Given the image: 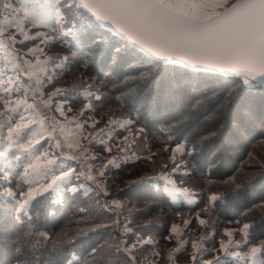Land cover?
Here are the masks:
<instances>
[{
    "label": "snow or ice",
    "instance_id": "snow-or-ice-1",
    "mask_svg": "<svg viewBox=\"0 0 264 264\" xmlns=\"http://www.w3.org/2000/svg\"><path fill=\"white\" fill-rule=\"evenodd\" d=\"M0 14L5 21L0 25V46L11 53L8 74L5 76L0 71V198L14 205L12 220L16 224L31 221V205L37 197L48 194L51 201L54 193L75 195L80 192L84 184H74V179L86 177L107 196L97 177H103L110 166L118 169L121 164L135 165L144 160L155 164L156 152L140 154L142 150L138 142L147 141L146 129L141 126L133 132L136 122L131 118L121 123L119 117H109L104 127L95 132L88 130L95 128L99 121L84 114L93 110V100H102L100 95L92 91L84 93L85 103L79 110V117L67 114L72 111L75 89L57 87L45 96L44 89L56 79L52 72L71 73L77 64L87 68L82 59L83 47L78 40L85 26L101 36L94 42V49L108 48L117 58L132 55L135 62L146 69L140 73V79H153L170 69L196 79L231 73L232 76L225 77V81L226 84L228 81L235 84L237 95L256 85L264 87V0H0ZM97 21L106 23L101 27ZM109 25L125 39L104 36V29ZM35 27L45 31L29 34ZM18 36L23 39L18 40ZM36 39L40 43L27 52L15 51L18 44ZM53 42L75 51L71 55L41 60L38 55L44 53L41 45ZM29 55L35 60L25 58ZM50 62L51 71L47 68ZM66 124L75 128L69 133L71 141L69 135H65ZM117 126L127 135H113ZM93 145L103 146L109 154L115 150L116 155L97 157L91 152ZM168 148L166 144L164 151L167 152ZM192 150L188 149L186 141L175 143L171 155L160 163L156 175L138 177L128 182V186H151L153 181L159 180L163 182L165 193H180L187 198L188 204L196 202L198 194L183 187V181L178 185L174 179L177 172L183 176L190 174L182 157L191 155ZM65 156L76 161L79 170L66 167L60 159ZM98 159H104L102 167L89 163ZM233 181L234 178H230L225 183ZM239 187L237 184L236 188ZM222 197L223 193H210L200 212L211 213ZM170 203L176 204L174 195ZM120 207L121 202L115 199L102 206L116 216L112 224L118 235L110 237L114 243L105 241L88 250V260L92 264H100L99 258L104 254L120 257L123 264H138L134 250L156 243L150 236L140 238L129 227L130 221L123 220L115 212ZM253 208L264 209V201ZM249 211L252 209L241 215H247ZM200 212L196 213L195 219L205 227L208 221L201 218ZM180 215L177 212V216ZM3 219L0 216V222ZM190 222L184 219L183 227L178 223L171 224L165 239H175L178 243L168 250V264H174L176 255L186 250L189 243L192 264H264V239L256 241L251 232L253 224L241 225L239 220L234 221L240 226L224 228L218 247L209 249L204 246L207 236L203 234L198 239L186 237L181 241ZM103 227L107 229L109 226ZM129 234L136 238L130 240ZM40 235L45 241L50 239L48 233ZM63 235L67 236V233ZM211 235L215 236V231ZM243 248L247 250L242 251ZM17 252L20 253L21 249L17 248ZM206 252L214 253L211 259H203ZM152 255L156 259L151 264H158L161 252L154 250ZM78 259L73 253L66 264H73ZM16 264H27V261L18 256Z\"/></svg>",
    "mask_w": 264,
    "mask_h": 264
},
{
    "label": "trees",
    "instance_id": "trees-1",
    "mask_svg": "<svg viewBox=\"0 0 264 264\" xmlns=\"http://www.w3.org/2000/svg\"><path fill=\"white\" fill-rule=\"evenodd\" d=\"M96 23L103 27L101 22ZM103 34L125 39L108 27ZM99 39L101 36L85 26L78 40L87 68L77 64L71 73L56 71L53 83L62 79L66 82L64 88L75 89L71 104L80 106L85 103L81 90L91 85L89 89L97 92L102 100H93V110L87 111L88 114L97 116L103 111L113 112L114 117L134 120L132 129L135 131L143 126L147 141H139L138 147L142 150L141 155L156 152L155 164L144 160L135 165L121 164L118 169L110 166L105 171L106 182L102 183L107 196L92 186L90 191L82 188L75 195L63 192L60 200L53 194L51 201L48 194L37 197L31 205V221L24 220L20 224L12 220V202H3L0 198V216L4 217L0 222V264H16L18 256H23L27 264H66L73 253L80 258L73 264L84 261L92 264L88 260V250L105 241L114 243L110 237L118 235L112 224L116 216L102 208L106 200L113 199L121 202L115 212L123 220L130 221L129 227L140 238L150 236L156 242L134 250L138 264H151L156 259L152 255L154 250L161 252L158 264H168V250L173 242L165 237L169 235L171 224L180 216L191 221L184 236L198 239L202 227L195 215L205 206L210 193H223V197L211 213L200 212L201 218L208 221L203 227L205 232L216 233L206 239L207 248L209 244L218 245L224 228L239 227L234 223L237 220L241 225H254L251 232L257 242L264 239V209L253 208L264 201V87L256 85L237 95L235 84L225 81V77L232 74L196 79L170 69L153 79L143 80L139 76L146 69L137 64L132 55L117 58L108 48L94 49L93 44ZM45 49L51 58L71 55L75 51L58 42L45 45ZM183 141L187 142L189 150L194 149L191 155L182 157L190 174L183 176L177 172L174 179L178 185L183 181V187L198 194L196 202L188 204L179 199L173 205L171 196L163 191L162 181L152 182L151 186H128V182L138 177L156 175L160 163L171 155V147ZM166 144L169 145L167 152L164 151ZM102 155L97 157H109L106 152ZM98 161L105 162L104 159ZM230 178L234 181L225 183ZM237 184L239 188H236ZM248 209L252 211L241 215ZM177 212L181 215L177 216ZM104 225L109 227L105 229ZM41 233H48L50 239L45 241ZM135 238L129 234L130 240ZM17 248L21 249L20 253ZM191 252L189 243L186 250L176 255L174 264H192ZM99 260L100 264H123V260L115 255L104 254Z\"/></svg>",
    "mask_w": 264,
    "mask_h": 264
},
{
    "label": "rangeland",
    "instance_id": "rangeland-1",
    "mask_svg": "<svg viewBox=\"0 0 264 264\" xmlns=\"http://www.w3.org/2000/svg\"><path fill=\"white\" fill-rule=\"evenodd\" d=\"M4 23H5V21H4V19H3V15L0 14V25H2V24H4ZM9 31H13V29H10ZM35 31H43V29H42L41 27H35V28H33V29L31 30V32H30L29 34H32V33H34ZM17 39L19 40V39H23V38L18 36ZM39 43H40L39 39H36V40H29V41H24L23 44H18V45L16 46L15 51H19V52H21V53H24V52H27V50H28L29 48H33V47H35V45H37V44H39ZM41 47L44 48V53H43V54H38V55H39V58H40L41 60H44V59H46V58H51L50 55L48 54V52H47L46 49H45V45H41ZM10 55H11V53H10L8 50H6L3 46H0V71H3L4 74H5V76L8 74L9 69H10V64H9V60H8V57H9ZM25 58H26V59L35 60V57H32L31 55H29V56H27V57H25ZM47 68H48L49 71L52 70L51 62L47 65ZM52 74L55 75V72H52ZM24 79H26V77H25ZM65 84H66V82H64L62 79H61V80H60V79L57 80V82L52 83L50 86H48V87H46V88L44 89V94H45V96H47L48 93L54 91V89L57 88V87H64ZM88 91H92L93 93H95L96 95H98L97 92H95L94 90H91V89H89V88L87 87V88H84V89L81 90L82 96L84 95V93H86V92H88ZM83 106H84V105H83ZM83 106L75 105V104L72 105V104H71L72 111L67 113L68 116H69V117H73V116L79 117V110H80ZM105 113H106V114H105ZM108 113H109L108 111H106V112L103 111V112L98 113L97 116H96V115L88 114L87 112H85V114H84L85 117H94L95 119H97V120L99 121V123L96 124L95 128H89L88 130L91 131V132H95L96 129H99V128L104 127V125L107 123L109 117H114V116H113V114H114L113 112H110L109 114H108ZM60 119L62 120L63 118H60ZM120 119H121V123H123L124 120H126L127 118H120ZM137 128H138V127H137ZM137 128H136V129H137ZM64 131H65V135H69V133L75 131L74 125L66 124V125H65V129H64ZM132 131L135 132L134 129H132ZM112 134H113V135L118 134V135H120V136L127 135V133H126L122 128H120L119 126L116 127V129L114 130V132H113ZM69 141H71V136H70V135H69ZM82 142H83V143H87L86 141H82ZM91 152H92L94 155H96V156H100V155H102V153H104L105 151H104V147H103V146H101V145H93V146L91 147ZM140 154H142V153L140 152ZM110 155H111V156L116 155L115 150H114L111 154H109V156H110ZM102 156L104 157V155H102ZM210 156H211V155H210ZM60 159L63 161V163H64V165H65L66 167H67V166H71V167L77 168V169L79 170V166H78V164H77L76 161H73V160L69 159V158L66 157V156H65V157H61ZM118 162H119V161H118ZM89 163L94 164V165H96L97 167H102L104 162H99L98 160H96V161H89ZM93 175H95V172H93ZM97 179H98L99 181H101L102 183L106 182V174H105L103 177H97ZM153 182H154V183H158L159 180H156V181H153ZM72 183H74V184H80V183H83V184H84V187H83L84 189H83V190H85V191H90V190L92 189V186H94V187H95L96 189H98V190L101 189V188L97 187L96 184L93 183L92 181H88V180H86V177H81V179L79 180V182H72ZM168 194H169V193H168ZM53 195H54V198H55V199L60 200L61 193H58V194H57V193H54ZM169 195L171 196V198H172L173 195H174L176 200L184 199L185 201H187V198L184 197L183 195H181L180 193H171V194H169ZM111 201H112V200H106L105 203H107V202H111ZM184 219H187V218H186V217H183V216H180L179 219H178L175 223H178V224L181 225V227H183V220H184ZM202 219H204V218H202ZM228 228H236V226H235V227L231 226V227H228ZM186 231H187V230L185 229V230H184V234H185ZM201 231H202V232H201ZM205 231H206V229H203V227H202V228L200 229L201 235L203 234V235L207 236V238H209L210 235H211V233H212V230H210V231H208V232H205ZM184 234L181 236V241H183V240L186 238V237L184 236ZM237 238H239V234H237ZM196 239H197V238H196ZM205 241H206V240H205ZM171 242L174 243V246H176L177 243H178V241H176L175 239H172ZM204 246L207 248V244H206L205 242H204ZM212 247H215V245L212 246L211 244H209V248H212ZM216 247H218V245H217ZM241 250H242V251H245L244 249H241ZM211 253H212V252H211ZM211 253H210V254H211ZM213 255H214V253H212L210 257H212ZM204 256H205V255H204Z\"/></svg>",
    "mask_w": 264,
    "mask_h": 264
},
{
    "label": "crops",
    "instance_id": "crops-1",
    "mask_svg": "<svg viewBox=\"0 0 264 264\" xmlns=\"http://www.w3.org/2000/svg\"><path fill=\"white\" fill-rule=\"evenodd\" d=\"M34 61V60H33ZM172 247H174V243H173V246ZM211 253V252H210ZM212 254V253H211ZM211 254H206L204 257H203V259L204 260H208V259H211ZM177 264V263H176Z\"/></svg>",
    "mask_w": 264,
    "mask_h": 264
},
{
    "label": "water",
    "instance_id": "water-1",
    "mask_svg": "<svg viewBox=\"0 0 264 264\" xmlns=\"http://www.w3.org/2000/svg\"><path fill=\"white\" fill-rule=\"evenodd\" d=\"M105 23H106V22H101V24H103V25H104ZM108 28H110L111 30H113V31L115 32V30H114V28H113L112 26L109 25ZM116 33H117V32H116ZM117 34H119V33H117ZM119 35H120V34H119ZM225 74H228V73H225ZM229 74H231V73H229Z\"/></svg>",
    "mask_w": 264,
    "mask_h": 264
},
{
    "label": "bare ground",
    "instance_id": "bare-ground-1",
    "mask_svg": "<svg viewBox=\"0 0 264 264\" xmlns=\"http://www.w3.org/2000/svg\"><path fill=\"white\" fill-rule=\"evenodd\" d=\"M229 74V73H228Z\"/></svg>",
    "mask_w": 264,
    "mask_h": 264
}]
</instances>
